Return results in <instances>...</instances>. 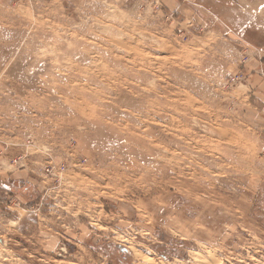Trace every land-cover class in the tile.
I'll return each mask as SVG.
<instances>
[{
    "label": "rangeland",
    "instance_id": "1",
    "mask_svg": "<svg viewBox=\"0 0 264 264\" xmlns=\"http://www.w3.org/2000/svg\"><path fill=\"white\" fill-rule=\"evenodd\" d=\"M0 264H264V0H0Z\"/></svg>",
    "mask_w": 264,
    "mask_h": 264
},
{
    "label": "built area",
    "instance_id": "2",
    "mask_svg": "<svg viewBox=\"0 0 264 264\" xmlns=\"http://www.w3.org/2000/svg\"><path fill=\"white\" fill-rule=\"evenodd\" d=\"M232 79H234V78H232ZM23 144H24V147H26V148H27V147H30V146L32 145V143H31L30 140L25 141ZM27 155H28V152H27V149H26L24 153H21V154H19L18 156L14 157V158L12 159V161L9 163V166L16 165V164H18V163H20V162H23V163L21 164V166L25 165L24 162H25V158L27 157ZM49 166H50V165H49ZM60 167L62 168V167H64V166L61 164ZM50 170H53V166H50ZM46 171H49V169H47Z\"/></svg>",
    "mask_w": 264,
    "mask_h": 264
},
{
    "label": "crops",
    "instance_id": "3",
    "mask_svg": "<svg viewBox=\"0 0 264 264\" xmlns=\"http://www.w3.org/2000/svg\"><path fill=\"white\" fill-rule=\"evenodd\" d=\"M261 4V3H260Z\"/></svg>",
    "mask_w": 264,
    "mask_h": 264
}]
</instances>
